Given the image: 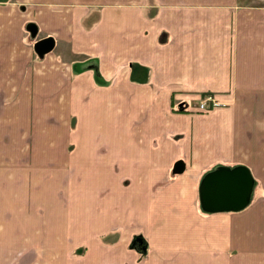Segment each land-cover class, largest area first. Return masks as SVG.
I'll return each instance as SVG.
<instances>
[{
    "label": "crops",
    "instance_id": "crops-1",
    "mask_svg": "<svg viewBox=\"0 0 264 264\" xmlns=\"http://www.w3.org/2000/svg\"><path fill=\"white\" fill-rule=\"evenodd\" d=\"M207 94L228 159L181 149ZM221 162L259 192L204 213ZM260 180L264 0H0V264H264Z\"/></svg>",
    "mask_w": 264,
    "mask_h": 264
},
{
    "label": "water",
    "instance_id": "water-1",
    "mask_svg": "<svg viewBox=\"0 0 264 264\" xmlns=\"http://www.w3.org/2000/svg\"><path fill=\"white\" fill-rule=\"evenodd\" d=\"M26 30L32 38L36 37L35 25L28 24ZM54 45L52 37L42 38L34 42L33 51L41 59L53 50ZM173 170L176 174L182 173L184 163L176 162ZM204 177L199 185V202L204 212L240 211L248 205L254 182L246 168L218 169Z\"/></svg>",
    "mask_w": 264,
    "mask_h": 264
},
{
    "label": "rangeland",
    "instance_id": "rangeland-1",
    "mask_svg": "<svg viewBox=\"0 0 264 264\" xmlns=\"http://www.w3.org/2000/svg\"><path fill=\"white\" fill-rule=\"evenodd\" d=\"M36 39H38V38H36ZM33 42H31V43H33ZM33 56H34V61H35V59H37V58H36V56L34 54H33ZM199 102H200V98L195 97L191 102H182V107H184V108H186L188 110H192V112L196 116L198 115L199 117L196 118L195 120L204 119V121L202 122L204 127L202 129H198L201 132V134L203 135V137L200 138L198 136L199 137L198 138L197 136L193 135L192 141H189L188 140L189 136H186L185 134H182L183 137L180 136V135L171 136L172 140L174 139L176 144H178L179 142L185 143V141H189V143L187 144V147L186 148H181V149L184 152H186V153H188L189 151L192 153L191 147L195 146V147H197L198 154L199 155H203L204 157L206 156L208 161L209 160H214V159H217V158L220 159V158H223V157H224V159H228L236 151V147H234L235 144H233L232 142H227V141H225L223 143L222 139L218 138L217 129H216V127H217L216 118L213 117L212 120L210 119L208 122L206 121V119H209L207 116L209 114H211L210 112H213L214 110H216L215 108H217V107L211 108V109H207V110H204V111H200L198 109ZM175 106L178 107L179 105L175 104ZM196 122H198V121H195V123ZM195 127L198 128V127H202V126L198 124V125H195ZM176 136H178V137H176ZM184 139H185V141H182ZM192 154H194V153H192ZM238 167H243V168H246L248 171H250V168H248L246 165L240 164V163H232V164H224V163L218 164V163H215V164L209 166V168H207L206 170H204L203 176H205L209 172L210 173L215 172L218 169H223V168L227 169L228 168L230 170H233V169L238 168ZM173 168H174V166H173ZM173 168L171 170L172 174H176V173H174ZM259 183H260V186L262 188H264V180H260ZM258 192H259L258 183L254 182V185H253V188H252V192H251V195H250V199H249V203H248V205L246 207L249 206L250 202L254 198V195L256 193H258ZM202 212H204V211L202 210ZM204 213H206V212H204ZM230 213H235V212H230Z\"/></svg>",
    "mask_w": 264,
    "mask_h": 264
},
{
    "label": "built area",
    "instance_id": "built-area-1",
    "mask_svg": "<svg viewBox=\"0 0 264 264\" xmlns=\"http://www.w3.org/2000/svg\"><path fill=\"white\" fill-rule=\"evenodd\" d=\"M223 104L219 102L214 96L207 94L200 97V102L198 104V109L204 111L207 109L222 106Z\"/></svg>",
    "mask_w": 264,
    "mask_h": 264
},
{
    "label": "trees",
    "instance_id": "trees-1",
    "mask_svg": "<svg viewBox=\"0 0 264 264\" xmlns=\"http://www.w3.org/2000/svg\"><path fill=\"white\" fill-rule=\"evenodd\" d=\"M34 55H35V53H34ZM35 56H36V55H35ZM36 58H37V59H40V58H38L37 56H36Z\"/></svg>",
    "mask_w": 264,
    "mask_h": 264
}]
</instances>
